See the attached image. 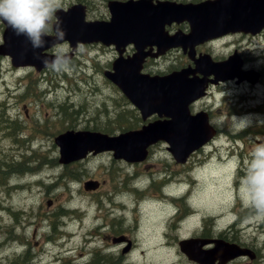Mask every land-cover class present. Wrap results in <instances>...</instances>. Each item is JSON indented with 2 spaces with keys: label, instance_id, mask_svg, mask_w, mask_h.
<instances>
[{
  "label": "rangeland",
  "instance_id": "1",
  "mask_svg": "<svg viewBox=\"0 0 264 264\" xmlns=\"http://www.w3.org/2000/svg\"><path fill=\"white\" fill-rule=\"evenodd\" d=\"M77 1L80 0H63V3L67 7ZM81 1H86L89 5L93 18L101 19L106 16L105 0ZM2 31L3 29L0 27V41ZM247 42L253 45L251 48L252 58L262 56V59L256 63L259 66L264 65V35L254 37L253 41L248 39ZM217 48L221 52L229 50V46L224 40L217 43ZM86 58L95 60L104 68V50L90 46L81 51L80 60L85 71L70 67L67 74L53 70L40 73L33 68H16L13 67L9 58L0 57V101H4L6 106L9 105L6 109L8 114L10 113L13 118L19 117L28 125V129L25 130L21 128L23 124L19 122L20 130H22L18 131L20 136L19 134L15 135L17 141L12 140V143L7 137L8 130H0V161L11 162L9 165L14 164L17 168L16 172L11 171L8 176L4 173L6 170H10L8 165L0 168V264H29L30 260L37 261L34 252L44 253L42 252L43 246L49 245H55V253L50 255L56 256L41 260L42 264H64L65 260L69 262L73 258H76L77 261L81 260L85 254L75 253L73 249L77 248V250L85 252V250L88 251L92 242L100 241L99 236L88 235L90 230L94 234L102 235V232H114L115 229L121 230L125 226L134 232L131 228L132 223L129 221L122 225L119 224L118 221L123 222L124 219L118 215H127L128 217L133 215L131 212L127 213L121 205L123 203L128 206L133 204L135 196L131 191L135 183L142 186L152 180L161 181L160 185L162 186L163 180L169 176L174 181L167 186V190L173 189L178 192L190 188L192 190L190 202L193 207L195 206L193 209L198 210L200 217L190 214V217L177 229L174 228V222H170L173 216L172 212L166 217L164 215L167 225L163 227V230L167 231V234L163 238L159 228L162 216L158 217L160 214L153 215L152 219H148L143 215L141 235L135 232L137 237L142 239V243L137 248L144 247L147 239L150 238L152 242L148 246L151 247L147 249L145 256L138 252L133 255L132 252L129 259L136 264L144 259L150 263L179 264L178 262L181 261V264H186L188 259L180 250L179 240L198 236L201 231L205 230L204 225L211 227L215 233L220 232L232 220L231 215L226 214L230 211L234 194L233 186L230 185L236 177L240 183L244 175V167L250 159L251 149L255 144L264 141V106L258 105V103L243 105L241 103L243 98L238 96L239 90L237 93L230 90V95L236 96L237 104L233 101V107L229 108L227 112L223 110L225 114L221 118L222 135L214 144L219 149L218 157L223 158L225 162L221 163L222 161L218 157L200 156L195 158L188 166L193 167V170L189 171L198 178L197 182L189 176L188 170L178 173V170L183 166L170 160L165 143L155 145L153 147L155 154L152 159L141 165L114 161L110 153H103L99 157L89 156L82 161L68 165L61 164L59 162V147L54 142V136L60 132L59 129L63 130L71 125L70 121L63 123V117L60 114L61 106L60 108L55 107L51 101L57 94L71 98V103L76 102V108L78 104L85 102L81 107L82 115L79 114L71 119L72 127L94 128L98 124L102 127L119 130L117 128L119 125H115L117 122L109 124L105 119L106 114L100 113L105 112L100 102L107 101L112 104L113 99L109 95L119 94L105 86L101 78L100 88H97L94 83L86 82L85 78L96 73L91 67L88 68L92 61ZM27 81L30 82L28 95L21 96L20 94L27 88L24 87ZM227 87L216 88L217 95H222ZM256 88L251 93L253 101L264 99V97L262 98L264 85H259ZM36 90L40 91V95L35 94ZM46 91H49L48 96L42 94ZM91 91L96 94H89ZM34 96L35 98H33ZM86 100L89 101V104L86 103ZM35 102L36 104H32ZM99 105L102 106V109ZM113 106L110 107L113 108ZM121 108H123L122 105ZM256 108L258 111H252ZM117 109L120 108L116 107L108 112L113 115ZM233 112L236 114L234 115ZM30 114L33 115L29 118ZM3 116H6V113ZM241 122L245 124L243 130L230 131L231 124L235 127ZM37 123L42 126L36 128ZM164 169L167 170L165 174L163 173ZM234 169L238 172L237 176L234 174ZM172 170L176 172L172 174ZM93 178L100 179L103 184L99 191L92 192L84 187L85 181ZM185 181H188L189 184L185 185ZM27 182H31V184ZM26 188L29 190L27 191ZM36 199L41 202L36 201L34 204L30 202V200ZM48 199H53L56 206L67 210L65 216L55 217L59 222L63 221V227L61 230L57 229V237L55 234L53 235L56 240L52 241H46L45 236L39 234L33 237L32 228L29 229L28 223L25 222L26 215L33 216L39 208L41 213L50 211L46 202ZM185 206L186 204L183 203V212L189 209ZM25 209L26 211H24ZM213 215L218 218L216 226L208 221ZM14 216H19V218L15 219ZM19 219L23 220L21 224L16 222ZM162 220L164 221V219ZM46 227L43 222L41 229L46 230ZM240 229L241 226H237L236 232ZM244 230L248 233L252 232L251 227H246ZM262 237L260 240H264V235ZM161 240L167 243L165 249L160 247ZM153 246H156L157 249H153ZM59 248L62 251H59ZM118 248L119 246L112 247L110 253L116 252ZM26 250H30L27 257L25 256Z\"/></svg>",
  "mask_w": 264,
  "mask_h": 264
},
{
  "label": "water",
  "instance_id": "2",
  "mask_svg": "<svg viewBox=\"0 0 264 264\" xmlns=\"http://www.w3.org/2000/svg\"><path fill=\"white\" fill-rule=\"evenodd\" d=\"M150 1L129 0L122 3L111 0L109 2L112 14L110 21H85V10L82 5L57 15L65 31L64 39L74 44L80 41L119 44L128 32L135 31L137 27L143 25L159 22L163 16L178 21L188 19L192 25V31L186 36L178 33L165 37L160 27H152L148 35L144 33L146 29L141 28V34H145L147 40L154 35L160 47H172L190 41L197 43L229 32L234 25L249 29L264 25V0H253L254 6H248L246 3L247 8L243 5L245 0L242 3L238 2L236 14H232L231 0H211L198 5L163 1L150 5ZM146 12L151 14L146 16ZM3 39L4 42L0 44V54L11 55L15 66L34 65L38 69L45 67L40 54L33 55L34 48L26 36L17 35L7 25ZM45 40V46L49 41H56L50 36H46ZM138 43L143 45L145 41L141 40ZM142 58L144 59V55ZM142 58L136 56L129 60L119 59L114 63V72L108 75L141 108L144 116L153 112H167L172 119L151 123L143 129L131 130L115 136L89 130L63 132L56 137L60 147L61 162L70 163L82 159L91 151L99 153L106 150L115 151L116 157H124L131 161L141 160L147 156L148 147L159 139L168 140L179 152V156L185 158L215 133L206 119L200 118V121L197 117L190 116L186 109L198 93V89L194 88L187 74L183 72L180 75L148 77L140 72ZM48 59L51 60L49 57ZM199 241V239H184L180 242L181 249L191 258L208 264L215 259L216 255L220 256L223 262L238 254L235 246L226 247L220 243L213 252L201 254Z\"/></svg>",
  "mask_w": 264,
  "mask_h": 264
},
{
  "label": "flooded vegetation",
  "instance_id": "3",
  "mask_svg": "<svg viewBox=\"0 0 264 264\" xmlns=\"http://www.w3.org/2000/svg\"><path fill=\"white\" fill-rule=\"evenodd\" d=\"M65 4V3H64ZM182 28L184 30L188 29V24L187 23H182V24H177L172 26V30L174 28ZM254 36L251 34H246L243 32L240 33H233L231 35L225 36L223 39H219L216 41H211V42H216L218 43L219 41L224 40L225 43L229 46V50L225 52H221L218 50L217 45L215 46L214 43H202L201 45L197 46V54H211L214 60H223L227 58V56L232 55V56H238L240 57L244 64V68H256L259 70L260 75L259 78L257 79L256 82H253L249 79H244V80H238V78H233V79H228L226 81H216V75L208 73L205 75L204 71H201L198 69L196 63L189 58L188 54L184 52L183 49L180 48H174L170 49L166 54L159 58H147L145 63H144V72H148L150 74H164L168 72H172L176 69H180L183 67H193L195 69V73L199 75L200 77L207 78V90L205 91L206 94L194 101L190 105L191 112L193 114L195 113H203L208 117L210 123L218 128L219 133L209 141L208 144H206L204 147L200 148L198 151L194 152L193 155L190 157L191 159L183 164L177 162L174 160L173 156L168 152L169 158L172 162H175L179 166H187L191 161H193L195 158H199L200 156H205V157H211V154H217L218 149L214 145L216 141L219 139L220 135V127L221 124V118L229 110V108L233 107L232 103L233 101L235 104H237V99L236 96L230 95V90L231 92L237 93L238 90L240 93H238L239 98H243L241 103L243 105H250L254 103H258V105L264 106V99L262 100H257L253 101V95L251 93L257 89L259 85H264V65L259 66L256 61L261 60L262 56L260 57H253L252 58V46L250 45L249 42H247L248 39L250 41H253ZM211 43V44H210ZM94 47V46H99V44H91L88 45V47ZM102 46L104 53H105V60H104V65L106 68H109L110 62L113 61L117 55L118 52L113 46H105V45H100ZM85 45H80L77 51L75 52V55H73L72 59H75L76 57H79L81 53V49L84 48ZM60 49H63L65 53H68L72 50L71 46L67 43H64L62 45L56 46L53 51L56 52ZM255 51V49H253ZM134 53V49L132 45H128L126 50L124 51V56H130ZM78 60L75 61L74 63L78 64ZM224 86L227 87L224 89V93L219 96L217 95L216 88ZM252 90L250 91V89ZM229 93V94H227ZM227 94V95H226ZM250 94V95H249ZM264 96H262L263 98ZM247 103V104H246ZM61 102L58 103H53L55 107L60 108ZM76 103H71L69 105H74L73 108H76L75 105ZM124 107V109L120 110L118 113L119 116L125 115L124 122L122 123L123 126H125V121L130 120L135 122V126L141 127L144 122L142 118H140V114L137 112L135 113H126L125 112V104H119L120 108ZM116 108V107H115ZM114 108V109H115ZM250 108V107H249ZM72 109V108H70ZM258 111L256 108L255 110L252 111ZM117 111L113 115H111L109 112L106 113V118L107 120L114 119L117 116ZM233 114H236V112H233ZM105 115V114H103ZM160 117L158 115H153L151 116L148 121H153L157 120ZM88 119V118H87ZM146 120V122H148ZM109 132H115V130H109ZM214 146V148H213ZM216 147V148H215ZM215 150V152H214ZM218 157V156H217ZM219 158V157H218ZM123 162V161H121ZM146 162V161H145ZM141 162L138 163L139 165L145 163ZM126 163V162H124ZM129 164V163H126ZM166 170V169H165ZM167 171V170H166ZM169 172V171H168ZM173 170L171 171V173ZM151 189V186L148 185L147 183H144L141 187L137 188L138 192L141 193H147L148 190ZM90 191H98V190H90ZM171 201L173 203L172 207L169 210H166L165 217L172 212L173 216L170 220V222H174L175 227L177 224L180 225L183 222L186 221V219L189 217V212L190 210L188 209L186 212H183V203L185 205V200L178 197L176 199L174 198H163L161 201ZM39 201V199L36 200H30V202H36ZM151 200H149L147 197L145 199L143 198H135L133 201V204L131 206H128L126 203H123L122 208L129 213H133V215H130L128 217L127 215H118L120 218L124 219V221H118L119 224H123L126 221H129L132 223L131 228L134 232H131L128 227H124L120 229H115L114 232H102V235L94 234L93 231H89L90 234L93 236L97 235L100 238V241L97 243L96 246H90L88 248V251L86 252H81L77 250L75 253L78 254H85V257L82 258L81 260H76V258L72 259V261L67 262V260L64 261V264H136L134 261H131L129 257H131L132 252L133 255L134 253H139L143 256L146 255V251L143 247L141 249L137 248V246L141 243L140 238L137 237L136 233H140L141 235V223L144 217H148V210L145 208L144 203H147ZM49 205L50 211L47 213H41V209L39 208L33 216L26 215V220L25 222L28 223L29 229L32 228V233L33 237H36L38 234L40 236H45L47 239L46 241H52L56 240L57 233H58V223H56L58 220L55 217L61 216V207L56 206L54 204L53 199H48L46 201ZM183 202V203H182ZM236 202H239V206L241 208H233V210L236 209V211H233L235 214L232 219V223H227L223 228L224 230H221L220 232L215 233L211 227H208L204 225V231H201V234L198 235V237L204 238V239H211V238H216V239H223L226 240L230 243H236L240 245L242 248H245L248 250L247 255L239 256L233 260L228 261L227 264H264V240L262 239L264 235V220L257 219L256 214L254 210L248 207H242L241 204L242 201L237 200ZM155 208H151V211L153 215H157V207L154 206ZM175 207V208H174ZM186 207V206H185ZM26 211V209L24 210ZM160 212H163V207H160ZM13 218H19V216H14ZM242 222L241 229L240 231L236 232V227H237V222ZM18 224H21L23 220L19 219L16 220ZM43 222L46 224V230L41 229L43 226ZM48 224V225H47ZM167 225V220L164 218V226ZM173 225V224H172ZM162 227L161 230V236L164 238L167 234V231H164ZM174 227V228H175ZM246 227H251L252 232L248 233L247 231L244 230ZM219 228V227H218ZM179 229V227H178ZM222 229V228H219ZM53 233V234H52ZM55 234L56 237L53 235ZM151 239V238H150ZM147 239L148 243H151V240ZM38 243V242H36ZM167 244V243H166ZM115 246H119L118 250L116 252H111V248ZM214 246L213 243L210 245H204L202 247V250L206 249H211ZM151 247V246H150ZM153 249H157L156 246H153ZM42 252L44 253H35L36 257L38 260L37 261H31L29 264H42L41 260H44L46 258H49L51 255L54 254L56 250L55 246L49 245V246H43ZM48 252V253H46ZM30 250H26L25 256H29ZM77 255V254H76ZM56 255H53L51 257L55 258ZM59 260H62L59 258ZM29 262V260H27ZM26 262V261H25ZM55 262V260H54ZM220 261L217 260L216 263H219ZM139 264H159V263H150L147 262L146 259H144L142 262H138ZM181 264V261L178 262ZM184 263V262H183ZM186 264H198L196 262H192L187 260L185 262ZM45 264H50V263H45ZM168 264V263H164Z\"/></svg>",
  "mask_w": 264,
  "mask_h": 264
},
{
  "label": "clouds",
  "instance_id": "4",
  "mask_svg": "<svg viewBox=\"0 0 264 264\" xmlns=\"http://www.w3.org/2000/svg\"><path fill=\"white\" fill-rule=\"evenodd\" d=\"M61 10H67L63 0H0V21L6 22L17 35L26 36L34 49H40L46 44V36H53L57 42L64 39L65 31L56 18ZM43 63L56 72L69 70V59L63 49L54 52L51 60L45 57ZM236 125L231 124L230 131L238 132L245 127L244 122ZM239 195L243 205L254 210L257 219L264 220V141L251 149Z\"/></svg>",
  "mask_w": 264,
  "mask_h": 264
},
{
  "label": "trees",
  "instance_id": "5",
  "mask_svg": "<svg viewBox=\"0 0 264 264\" xmlns=\"http://www.w3.org/2000/svg\"><path fill=\"white\" fill-rule=\"evenodd\" d=\"M2 102H0L1 104ZM62 112L65 113V115H67V113H78V110L75 111V109L72 107V109H70L69 106H67V104H64L62 105ZM73 110V112L71 113V111ZM3 114H5V109L4 107H0V130L2 129H5V130H8L7 132V137L9 140H11V143H12V140H15L17 141V137L15 136L17 133H15L17 131V122H10L7 118V116H3ZM21 128H23V126H21ZM3 162V163H2ZM11 164V162H7V163H4V161H0V168L5 166V165H8V167L10 168L11 171L15 172L17 171V168H15V165L12 164V165H9ZM10 173V171H8Z\"/></svg>",
  "mask_w": 264,
  "mask_h": 264
},
{
  "label": "bare ground",
  "instance_id": "6",
  "mask_svg": "<svg viewBox=\"0 0 264 264\" xmlns=\"http://www.w3.org/2000/svg\"><path fill=\"white\" fill-rule=\"evenodd\" d=\"M257 111V110H256ZM232 135H235V134H232ZM232 137V136H231ZM233 138H234V136H233ZM216 148V147H215ZM218 149V148H217ZM219 150V149H218ZM214 152H215V150H214ZM190 189V188H189ZM149 199V198H148ZM169 199V198H168ZM167 201V200H166ZM233 211H236V209L235 210H233ZM196 216V215H195ZM199 217H200V215H198ZM18 263V262H17Z\"/></svg>",
  "mask_w": 264,
  "mask_h": 264
}]
</instances>
